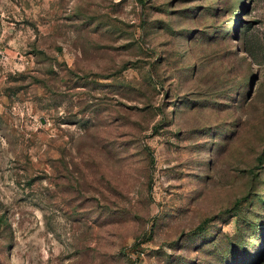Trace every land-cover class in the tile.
Returning a JSON list of instances; mask_svg holds the SVG:
<instances>
[{
  "label": "rangeland",
  "instance_id": "rangeland-1",
  "mask_svg": "<svg viewBox=\"0 0 264 264\" xmlns=\"http://www.w3.org/2000/svg\"><path fill=\"white\" fill-rule=\"evenodd\" d=\"M0 264H264V0H0Z\"/></svg>",
  "mask_w": 264,
  "mask_h": 264
}]
</instances>
